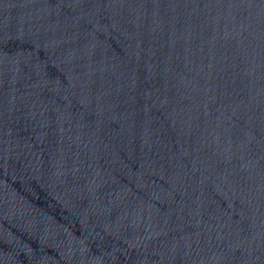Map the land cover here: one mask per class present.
Here are the masks:
<instances>
[{"label": "water", "instance_id": "obj_1", "mask_svg": "<svg viewBox=\"0 0 264 264\" xmlns=\"http://www.w3.org/2000/svg\"><path fill=\"white\" fill-rule=\"evenodd\" d=\"M0 264H264V0H0Z\"/></svg>", "mask_w": 264, "mask_h": 264}]
</instances>
